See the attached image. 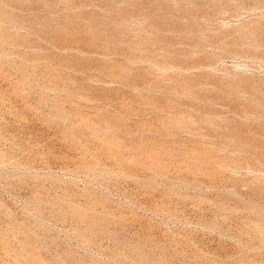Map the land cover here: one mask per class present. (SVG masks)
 <instances>
[{
  "label": "rangeland",
  "instance_id": "obj_1",
  "mask_svg": "<svg viewBox=\"0 0 264 264\" xmlns=\"http://www.w3.org/2000/svg\"><path fill=\"white\" fill-rule=\"evenodd\" d=\"M0 264H264V0H0Z\"/></svg>",
  "mask_w": 264,
  "mask_h": 264
}]
</instances>
